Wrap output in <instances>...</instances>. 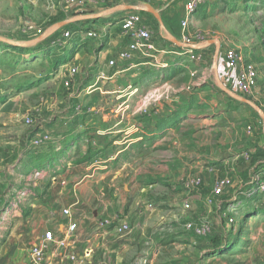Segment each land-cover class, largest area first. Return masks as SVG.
<instances>
[{
    "label": "crops",
    "instance_id": "obj_1",
    "mask_svg": "<svg viewBox=\"0 0 264 264\" xmlns=\"http://www.w3.org/2000/svg\"><path fill=\"white\" fill-rule=\"evenodd\" d=\"M187 2L114 0L97 4L88 0L86 5L65 7L66 19L76 21L62 29L71 31L73 39L66 44L68 61L61 74L69 77L75 70L72 83L83 81L71 83L72 92L65 95L62 114L59 118L58 112L54 114L52 132H39L53 136L50 149L33 153L28 146V155L42 160L36 164L38 169L51 167L42 169L43 180L33 184L26 216L14 201L1 215L2 220H8L11 213L18 222L0 246V264H31V247L42 241L47 231L66 242L64 247L50 245L45 264H233L225 255L212 253V238L182 235L180 227L184 221L209 218L213 209L205 201L212 193L217 170L232 168L234 172L239 168L230 155H223L218 145L206 140L207 135L217 133L220 122L237 114V108L251 105L239 94L237 70L228 68L225 53L218 55L220 46L215 41L195 46V50L205 47L209 52L216 46L213 89H209L210 81L207 95L166 88L168 98L151 106L147 114H140L143 97L153 85L169 87L162 73L185 50L174 42L182 40ZM147 4L156 9L159 19L147 10ZM130 13L141 15L143 25L153 33L156 52L150 57L137 54L132 60H118L111 68L109 61L117 60L130 41L121 28ZM88 32L98 37L88 38ZM190 63L185 68L192 71ZM101 74L105 78L99 80ZM259 90L264 94V87ZM21 122L10 120L7 126L17 128ZM14 141V152H22V137ZM13 167L0 171L4 192L10 187L8 180L19 182ZM194 176L202 178V190L186 191L184 180ZM23 186L19 184L18 191L23 193ZM185 202L191 204V211H184ZM65 209L71 210L77 223L72 236L67 235ZM124 224L131 231L116 233ZM261 256L264 247L250 251V256L234 264H261Z\"/></svg>",
    "mask_w": 264,
    "mask_h": 264
},
{
    "label": "rangeland",
    "instance_id": "obj_2",
    "mask_svg": "<svg viewBox=\"0 0 264 264\" xmlns=\"http://www.w3.org/2000/svg\"><path fill=\"white\" fill-rule=\"evenodd\" d=\"M69 4L68 0H0V171L7 170L13 165L15 174L20 176L19 182L14 181L16 178L6 182L10 184L9 191L4 192L0 188V205L2 202L5 203L0 208L2 209L0 217L8 212L7 207L13 201L18 202L19 208L24 212L23 216L30 212L33 195L32 197L28 195L32 194L33 184L43 180L44 176L35 175L36 171L42 169L36 166L37 156L28 155L30 140L40 131L50 130L51 124L64 110L65 95L68 96L72 92L71 85L75 83L78 85L83 81L79 79L71 82L68 87L65 85L69 77L62 75L61 71L67 61L64 60L66 49L54 48L49 43L55 35L60 36L58 32L62 29L51 36L48 35L56 25L68 20L65 7ZM196 14V22L190 31L204 36L203 41L197 43V46H205L204 43L215 41V44L220 46L218 55L228 49L243 51L259 75L255 95L251 98L243 97L251 105L237 108V114L220 122L217 133L211 137L207 135L206 139L218 145L222 154L230 155L229 159L234 160V165L236 163L239 166L238 170H235L237 172H233L232 168L217 170L218 176H228L232 180V186L224 199L230 202H236L238 199L240 210L236 216V223L228 234L229 239L225 242L221 240L222 243L216 240L211 242L213 244L211 248H215L212 253L225 255L226 261L234 264L250 256V251L253 250L255 253L256 249L264 247V194H258L257 190L255 193L251 181V169L264 164V94L259 90L264 87V0H208L205 7ZM29 28L31 29L28 30ZM44 40H48L46 44ZM14 43L23 46L16 47ZM6 45L8 47H5ZM25 45L28 48H24ZM22 49L31 54L21 53ZM39 50L45 52L34 55ZM215 52L216 46L212 45L210 52L205 47L195 50V55L201 56L200 60L191 61L186 55L178 56L177 61L165 69L167 72L162 73L163 81L166 80L169 87H162V84L153 85L151 91L146 94L158 88L165 91L168 90L166 88H172L183 89L185 92L196 91V94L205 92L207 95L208 84L211 82L212 85L209 89H213L214 86L212 66ZM186 59L187 62H191L188 65L194 69L196 67L198 71L187 70ZM205 60L208 62L204 63ZM157 74L158 72L155 75ZM165 100L166 98L162 101ZM56 112L58 116L53 119ZM143 113L145 112L140 114ZM25 116L34 118L32 126H27L23 122L18 124L17 128L7 126L10 120L21 121ZM17 136L23 139L22 152H14L15 149L12 148ZM240 140L243 142L237 147ZM50 146L52 144L33 153L50 149ZM11 151L13 153L10 154ZM238 152L239 158L235 156ZM245 155L249 156V159H246ZM18 161L22 162L21 167ZM35 168L38 170L33 171ZM29 171L33 172L30 177L26 175ZM195 178L202 179L199 176ZM209 183L208 187H211V181ZM19 184L24 185L23 193L18 191ZM13 187H16V190H13ZM202 188L203 186L199 190ZM248 194V197L245 196ZM248 210L254 214L243 218L241 212ZM9 216L8 220L0 218V246L6 234L17 227L18 221L11 213ZM209 218L216 219L213 211ZM217 231L224 233L223 225L218 226ZM260 258L262 260L264 257ZM261 264H264V261H261Z\"/></svg>",
    "mask_w": 264,
    "mask_h": 264
},
{
    "label": "built area",
    "instance_id": "obj_3",
    "mask_svg": "<svg viewBox=\"0 0 264 264\" xmlns=\"http://www.w3.org/2000/svg\"><path fill=\"white\" fill-rule=\"evenodd\" d=\"M68 6L75 5H86L88 0H68ZM90 2L100 3V4H109L114 0H89ZM208 0H188L185 5V15L181 22V28L184 31L182 35L181 43L189 48L185 49L181 55H186L189 60L195 61L200 60L201 56L195 55V46L196 44L203 41L204 36L201 33H192L190 31V22L192 17L203 8ZM121 28L125 35L130 38L129 43L126 48L122 50L117 60H110L108 63L109 67H115L118 60L128 61L136 57L137 54L150 57L153 53L156 52V47L153 43V33L143 25L142 17L138 13L128 14L121 23ZM29 28L28 30H30ZM60 36L52 38V41L49 43L54 48H66L68 41L73 39V33L71 31L61 30ZM57 37V38H56ZM88 38L96 39L98 35L95 32H88ZM226 65L229 69L237 70V79L236 86L239 91V94L242 97L251 98L255 95L258 89V74L256 67L248 60V56L244 54L243 51L228 49L225 52ZM75 70L71 71V74L68 80L65 82V85L68 87L71 85L72 78ZM105 75L101 74L100 79H104ZM164 98H168V90L165 91L163 88H158L152 91L149 94H146L143 97V105L141 111L147 114L150 110V107L157 105ZM78 111L81 110V107L77 108ZM22 122L27 126H32L34 123V118L25 116L22 119ZM54 139L51 134L47 132H41L36 134L30 140L29 149L34 152L37 151L46 145L52 144ZM246 159H249V156L245 155ZM36 176L44 175L43 171H36ZM251 181L252 185L255 187V192L257 190L258 194H264V164L254 166L251 169ZM203 185L202 179L195 177H188L183 182V188L186 191H193L200 189ZM232 186V180L228 176H218L216 175L213 179V188L212 193L209 197L206 198V205L209 208L213 209V214L216 216V219L205 218L199 221L188 220L184 221L180 227V233L182 235H188L197 238H220L223 242L229 239V232L234 227L236 223V216H238V199L236 202L227 201L224 199L226 192ZM249 194L247 195V197ZM240 200V198H239ZM237 203V204H236ZM184 211H191L192 206L189 202H185L183 205ZM63 215L69 219V225L67 228V235L72 236L76 233L78 227L77 223L73 221L72 212L70 209H65ZM217 225V226H216ZM224 233L218 232L217 227L222 226ZM131 231V227L128 224H124L116 228V233L123 234ZM65 239L57 237L54 232L47 231L44 234V238L39 243H36L31 247V264H45L46 263V254L50 245L55 244L61 247L65 245ZM75 259V257H72Z\"/></svg>",
    "mask_w": 264,
    "mask_h": 264
},
{
    "label": "water",
    "instance_id": "obj_4",
    "mask_svg": "<svg viewBox=\"0 0 264 264\" xmlns=\"http://www.w3.org/2000/svg\"><path fill=\"white\" fill-rule=\"evenodd\" d=\"M146 8H147V10H148L151 14H153L156 18L159 19V13L156 11V9H154L152 6H150V5H148V4H147ZM75 21H76L75 19H68V20H65V21L59 23L58 25H56V26L52 29V31L50 32V34H49L48 36H51L52 34L56 33L57 31H59V30L65 28V27H67L68 25H70V24H72V23H75ZM174 43H176L177 45H180V46L183 47L184 49L189 48V47L183 45V44L180 43V42L175 41ZM247 102H248V101H247ZM248 103H249V102H248Z\"/></svg>",
    "mask_w": 264,
    "mask_h": 264
},
{
    "label": "trees",
    "instance_id": "obj_5",
    "mask_svg": "<svg viewBox=\"0 0 264 264\" xmlns=\"http://www.w3.org/2000/svg\"><path fill=\"white\" fill-rule=\"evenodd\" d=\"M48 40H49V39H48ZM1 45H2V44H1ZM3 45H4V44H3ZM3 45H2V46H3ZM48 46H49V45H48ZM5 47H8V45H6ZM9 48H11V47H9ZM11 49H13V47H12ZM20 52L23 53V52H26V51H25V49H22V50H20ZM34 52H36V51H34ZM34 52H33V53H34ZM42 52H45V51H43V50H39V51H38L37 53H35L34 55H38L39 53H42ZM25 54H31V53H30V52H28V53L26 52ZM30 56H31V55H30ZM65 56H66V55H65ZM65 58H66V59H64V60H67V61H68V57L66 56ZM67 61H66V62H67ZM57 63H58V62H57ZM55 68H56V65H55ZM36 160L38 161L37 163H40V162L42 161V160H39V159H36ZM258 166H259V165H258ZM50 167H51V165H44L43 167H39V169H50ZM253 168H254V167H253ZM253 168H252V169H253ZM255 193H256V192H255ZM245 196H247V195H245ZM260 212H262V211H260ZM260 212H259V213H260ZM257 213H258V212H257ZM241 214H243V216H244L243 218H247V217L252 216L254 213L251 212V210H250V211L248 210L247 212H241ZM215 240H216L218 243H222V241H221L222 239H220V238H218V237H216V238H212V239H211V242H212V243H213V241L216 242Z\"/></svg>",
    "mask_w": 264,
    "mask_h": 264
}]
</instances>
